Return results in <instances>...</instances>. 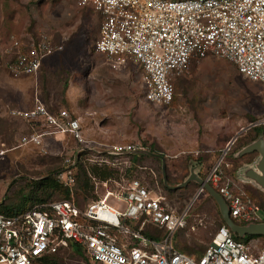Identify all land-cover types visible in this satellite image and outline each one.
<instances>
[{
    "label": "rangeland",
    "instance_id": "1",
    "mask_svg": "<svg viewBox=\"0 0 264 264\" xmlns=\"http://www.w3.org/2000/svg\"><path fill=\"white\" fill-rule=\"evenodd\" d=\"M100 26V15L90 8L79 7L74 0H0V98L7 97L4 83L9 78L5 75L12 77L6 64L15 57L13 42L29 45L41 35H48L54 46L63 49L47 60L37 80L44 99L52 101L56 110L67 109V92L73 86L76 95L81 90L92 92L98 101L96 106L105 103L106 107L115 108L117 101L134 99L135 105L124 109L116 122L103 113L106 111H98L97 119L95 114H85L82 123L85 128L95 127L108 133L111 143L141 144L158 155L140 160H131L128 155H108L110 164L106 166L88 161L95 160V155H85L81 165L90 178L89 186L82 187L79 183L81 167L77 166L73 197L67 199L64 193L56 192L50 201L73 200L84 207L101 199L107 191H122L129 182L139 180L149 190L166 197L179 211L190 208L188 225L175 234L174 241L179 249L200 256L221 227L219 206L208 193H199L194 182L174 188L189 178L192 169L206 174L222 160L220 167L223 166L226 178L233 180L236 189H244L256 199L264 217V190L253 180L243 178V174L257 170L260 159L258 152L245 153L244 149L264 139L262 126L259 128L263 134L259 137L257 128L252 127L264 120V84L245 79L235 65L211 56L193 60L175 79V99L169 107L142 102L145 91L138 66L130 63L119 71L110 70L109 77L92 72L98 65H108L105 56L94 49ZM3 112L0 102V202L13 205L32 195L35 182L54 176L78 145L67 137L60 138V143L46 139L40 147L20 146L21 138L28 134L23 129L24 123ZM121 135L127 138L120 140ZM193 143L195 151L191 149ZM208 150L210 153H206ZM94 166L111 169L112 177L102 181L93 175ZM107 203L121 211L125 209V203L114 197ZM200 221L203 224L198 226ZM247 242L260 247L264 237ZM60 257L64 264H88L68 249Z\"/></svg>",
    "mask_w": 264,
    "mask_h": 264
},
{
    "label": "built area",
    "instance_id": "2",
    "mask_svg": "<svg viewBox=\"0 0 264 264\" xmlns=\"http://www.w3.org/2000/svg\"><path fill=\"white\" fill-rule=\"evenodd\" d=\"M74 1L101 17L95 51L104 55L114 70L129 63L138 66L150 103L170 106L175 79L193 60L211 56L235 65L245 79L264 84V0ZM12 49L15 57L7 70L13 78H20L37 75L46 58L63 47L41 35L29 45L15 40ZM11 114L28 121L33 129L21 138L22 146L40 147L46 136H69L76 141V151L65 159L57 176L70 189L76 185L75 166L82 153L98 154L88 161L101 165L108 163L102 155L145 150L135 143L97 146L84 137L79 119L66 110L52 112L40 102ZM253 126L264 127V120ZM221 162L205 180L222 196L231 219L242 226L263 222L261 206L244 189H236L233 180H223ZM110 197L124 202L125 209L109 205ZM189 209L179 211L166 197L133 180L122 191H108L84 207L63 200L19 215L0 213V264H35L67 248L70 242L98 264H264V242L259 247L236 240L226 225L218 228L200 256L178 250L174 236L188 225ZM148 226L164 232L163 238L145 236Z\"/></svg>",
    "mask_w": 264,
    "mask_h": 264
},
{
    "label": "crops",
    "instance_id": "3",
    "mask_svg": "<svg viewBox=\"0 0 264 264\" xmlns=\"http://www.w3.org/2000/svg\"><path fill=\"white\" fill-rule=\"evenodd\" d=\"M51 57V56H50ZM50 57H47L46 60L43 62L42 66H41V69L40 71L38 72L37 75H32V76H24V77H20V78H13V77H9L8 75H5L7 78H9V81L8 79L5 81L4 83V87L8 88L6 89V92H7V97L6 96H3L4 98H0V102L3 103V108H4V112L7 113V115H9L11 118H15V119H18L20 121H22L24 123V131H26L28 134L32 133L33 132V129L31 127V125L28 123V121L22 119V118H19V117H15L11 114V111L12 110H27V109H32L34 108L35 104L40 102L42 104H44L45 106H48L47 108L54 112L57 107L54 105V103H52V101H46L44 99V96L42 94V86L41 84L39 83V81L37 82L39 76L41 75V71H42V68L45 66L47 60L50 58ZM13 59H11L9 62H11ZM8 62V63H9ZM7 63V64H8ZM7 64H6V71L8 72L7 70ZM130 64V63H129ZM128 65V64H127ZM126 65V66H127ZM125 66V67H126ZM108 67L110 69H108ZM125 67H122L121 69H124ZM119 69V70H121ZM195 69V67H194ZM115 71L114 69H112L109 65H98L95 67L94 70H92V72H97V73H105L108 77L110 76V73L111 71ZM118 70V71H119ZM8 74H10L8 72ZM35 79V80H34ZM87 79V78H86ZM140 80H141V85H142V88H144L143 86V83H142V73L140 75ZM35 83V85H34ZM29 84V85H28ZM75 88L74 86L68 90L67 92V96H66V103H67V109L66 108H60L59 110H66L70 113V115L73 117V118H76V119H79L80 120V124H81V128H82V132L84 134V137L89 140V141H93L94 143H96L97 146H100V145H113V144H127V143H120V142H117V143H111L109 140H110V136L108 135V133L106 134L103 130H99L95 127H91L90 128H85V125L82 123L84 121V118H85V114H92V115H96L95 118L97 119V112L99 111H106V112H103L106 116H109V117H113L115 118V122L116 120H119L121 119V117L119 116V114L123 113V110L124 109H128L129 106L130 107H133L135 105V100L132 99L131 101H129L128 99H123V101L121 102H118L116 103V107L115 108H112V105H109L106 107L105 103L104 104H99V106H96V103L98 102L97 101V98H94V95L92 94V92H88L87 90L85 91H80V93H78V95H76L75 93ZM145 91V90H144ZM10 92V93H9ZM106 93V92H104ZM111 94V93H110ZM26 97H29L27 98V100H25ZM110 97V95H109ZM175 99V97H174ZM26 101V102H23V101ZM144 101V102H148L146 100V98H143L141 99V101ZM108 100L105 98V102H107ZM142 101V102H143ZM174 102V101H173ZM108 104V103H107ZM150 104V102H149ZM153 104V103H151ZM102 105V107H100ZM127 105V106H126ZM132 105V106H131ZM156 105V104H154ZM160 107V105H157ZM120 107V108H119ZM169 107V106H168ZM58 110V111H59ZM57 111V110H56ZM3 112V113H4ZM124 117V116H123ZM126 118V117H125ZM97 122H95L96 124ZM257 123V122H256ZM96 126V125H94ZM69 136H62V135H58V136H46L44 138V140L46 139H49L50 141H54L56 143H60L62 142V139L60 141V138H67ZM71 138V137H70ZM120 137H118L119 139ZM125 138H127L126 135H121V139L120 140H125ZM133 143V142H132ZM78 145V144H77ZM22 146V145H20ZM26 147L27 146H32V145H25ZM192 146H194L193 148L191 147L192 151H195V143L192 144ZM78 147V146H77ZM145 150L149 151V147H145ZM206 152V151H205ZM90 153V152H89ZM206 153H210V150H208ZM95 154V153H94ZM89 155H93V154H89ZM96 156H98V154H95ZM110 154H105V155H102L101 158L103 159H106L108 163H105V164H101L99 166H106V164H110V161H109V158H105L106 156H108ZM134 155H137V156H145L147 157L148 155H141V154H134ZM105 156V157H104ZM110 156H114V157H118V156H124V155H113L111 154ZM130 156V155H128ZM133 156V155H132ZM151 159H153L151 156H150ZM65 163V162H64ZM98 164V163H97ZM196 174L202 178L200 176V172L199 170H195ZM59 173V172H58ZM58 173L56 174L58 176ZM203 179V178H202ZM136 180V179H134ZM58 181L63 185V183L58 179ZM141 182V181H140ZM194 182V181H192ZM142 183V182H141ZM191 183V182H190ZM189 183V184H190ZM196 184V186L199 188V193L201 192H205L204 190H201L200 188V185L197 183V182H194ZM104 184L106 185L107 182H104ZM143 184V183H142ZM188 184V185H189ZM64 186V185H63ZM65 188H67L69 191H70V194L74 195V190H75V187L76 185L74 186V188L70 189L69 187H66L64 186ZM108 192V191H107ZM112 192V191H111ZM114 193V192H113ZM118 193V192H116ZM107 194V193H106ZM104 197V196H103ZM1 204H4L2 202H0V205ZM190 210V209H189ZM183 211V210H182ZM201 223L203 224V222L201 221ZM200 226V222H199V225ZM148 227H152V226H148ZM147 227V228H148ZM197 227V226H196ZM146 228V229H147ZM145 235V234H144ZM163 236H164V232H163ZM175 238V236H174ZM152 239V238H151ZM156 240V239H155ZM174 244H175V241H174Z\"/></svg>",
    "mask_w": 264,
    "mask_h": 264
},
{
    "label": "trees",
    "instance_id": "4",
    "mask_svg": "<svg viewBox=\"0 0 264 264\" xmlns=\"http://www.w3.org/2000/svg\"><path fill=\"white\" fill-rule=\"evenodd\" d=\"M13 60H14V58H13ZM175 94H176V92H175ZM46 107H48V106H46ZM57 111L55 110L54 112H57ZM254 127H256L257 130L259 131V132H257V137H259L260 135L262 136L263 130L260 129L259 126H254ZM262 128L264 129L263 126H262ZM85 155H87L86 152L82 153L81 154V159ZM106 157L108 158V156H106ZM129 157H130L131 160L132 159L133 160L134 159L140 160L142 158H146L145 156H137V155H133V156L130 155ZM81 159H79L77 161V164L75 166V170H76L77 166L81 167V177H80L81 181H79V183L80 182L82 183V187H83V185L88 187L89 183H90V178L88 177L86 169L81 165V163H82ZM64 167H65V165L63 164V166L61 167L60 170H62ZM60 170L55 171L54 172V176L45 177V178L41 179L40 181L35 182L32 185V191H33L32 195L28 199L24 198L22 203L18 202V203L13 204V205L1 204L0 205V213L1 214H5L7 216H14V215H19V214L25 213V212L33 209L34 207H37V206H40V205H44V204H48L49 202H51L50 200L52 199V197L55 195L56 192L64 193L65 197L67 199H69L71 197L70 191L67 188H65L58 181V177L56 175ZM220 170L223 172V180L225 181L228 178H226V176L224 174L223 166H221ZM91 171H92L93 175L98 176L102 181H107L113 175V171H111V169H107V168L101 169V168H99L97 166L92 167ZM208 173L209 172H207L206 174H202L200 172V176L203 179H206ZM74 177L76 179V185H77L76 172H75V176ZM248 195L251 197V199H253L257 203L256 199L250 193ZM53 202H55V201H53ZM257 204H259V203H257ZM223 225H225V223L222 220L220 226H223ZM144 234H145V236H147L149 238H152V239H156V240H160V239L163 238V232L160 231V230H156L153 227H148L144 231ZM233 237L236 240L247 242V241H249L251 239L259 238L260 236H246V238L245 237L241 238L238 235L233 234ZM175 246H176V248L178 250H180V251H182V252H184L186 254H189V253L185 252L184 250L179 249L177 247L176 243H175ZM67 249L70 252L80 256L88 264H98V263L93 262L89 258V256L86 254V252L80 246H78L77 244L72 243V242L69 243L67 248L59 251L56 254L44 256L43 258L37 260V262L35 264H64L63 258L60 257V253L62 251H64V250H67Z\"/></svg>",
    "mask_w": 264,
    "mask_h": 264
},
{
    "label": "water",
    "instance_id": "5",
    "mask_svg": "<svg viewBox=\"0 0 264 264\" xmlns=\"http://www.w3.org/2000/svg\"><path fill=\"white\" fill-rule=\"evenodd\" d=\"M236 138L229 144L228 148L235 142ZM245 153L258 152L260 159L257 163V170H250L248 173L243 174V178L248 180H253L257 185H259L264 190V139L260 138L250 146L244 149ZM143 154L153 157H158V155L151 153L147 150L136 151L125 155ZM163 171L165 172V164H163ZM165 184L167 185L166 178L164 177ZM197 182L200 185V189L208 193L215 202L218 204L222 219L225 225L231 230L233 234L238 235L241 238L246 236H262L264 237V222L249 224V225H238L230 217L227 205L222 198V196L210 185L205 179L200 178L195 169H192L189 178L181 185L176 188H181L187 186L190 182Z\"/></svg>",
    "mask_w": 264,
    "mask_h": 264
},
{
    "label": "bare ground",
    "instance_id": "6",
    "mask_svg": "<svg viewBox=\"0 0 264 264\" xmlns=\"http://www.w3.org/2000/svg\"><path fill=\"white\" fill-rule=\"evenodd\" d=\"M109 199V198H108Z\"/></svg>",
    "mask_w": 264,
    "mask_h": 264
}]
</instances>
